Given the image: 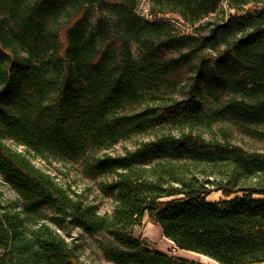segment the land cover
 <instances>
[{"label":"trees","instance_id":"obj_1","mask_svg":"<svg viewBox=\"0 0 264 264\" xmlns=\"http://www.w3.org/2000/svg\"><path fill=\"white\" fill-rule=\"evenodd\" d=\"M150 1V14L176 13L192 26L222 2L240 15L207 35L177 38L170 22L138 14L137 0H0V127L25 148L0 136V172L23 200L0 199V264H86L76 239L61 233L73 229L109 239L103 256L114 264H209L135 237L146 214L179 250L217 264H264V152L233 143L225 130L231 121L264 142V10L244 11L262 1ZM161 47L179 56L165 58ZM206 47L216 55L200 57ZM183 64L194 69L183 97L165 98ZM147 96L155 103L127 111ZM208 97L221 104L212 113ZM220 121L223 137L213 131ZM139 134L151 138L85 161L92 179L112 177L100 186L114 200L111 214L28 156L76 160ZM212 187L220 200H208Z\"/></svg>","mask_w":264,"mask_h":264},{"label":"rangeland","instance_id":"obj_2","mask_svg":"<svg viewBox=\"0 0 264 264\" xmlns=\"http://www.w3.org/2000/svg\"><path fill=\"white\" fill-rule=\"evenodd\" d=\"M261 1L262 2L258 3L253 2L251 5L245 7L244 11L254 12L264 10V0ZM152 9L153 6L150 0H137L136 12L138 14L144 16L149 21L170 22L174 26L173 34L177 38H181L185 35H207L213 27V24H215L216 22H226L231 18H235L240 15V13H238L236 10L231 9L226 2H222L216 12L210 14L199 23L192 26L186 23L176 13L168 12L152 15L150 14ZM99 15V11L94 10L91 15V22L95 23ZM223 50L224 47L221 45L219 52ZM132 51L135 58L138 59L140 57V52L138 50L137 44L134 43L132 45ZM182 52H187V49H183ZM205 54H212V56H215L216 52L214 51V49L206 47L205 50L199 52L200 57ZM161 55L165 58H172L178 57L179 52L174 49L161 47ZM195 63H198L197 59H195ZM193 70V66L187 64L181 65V67L169 77V83L164 87L161 94L165 98H182L184 95V91L181 86L183 87L185 82L191 77V75L193 74ZM158 96L159 94L154 97L158 98ZM230 97V92L224 94L223 97H221V104H224V102H226V100ZM218 102L219 101L215 100L214 98L208 97L207 100H205L204 104L205 111H207V113H212L213 111H215L216 107L218 105H221L218 104ZM154 103V98L152 96H147L146 100H144L140 105L128 107L127 111H133L135 109L139 111L145 105ZM227 123L228 127H226V129L224 128L225 125L222 124V121L214 124L213 131L214 133H216V135H218V137H223L221 129H225L227 131L229 130V132L232 131V134H230V139L233 143L241 145L250 152L256 150L264 152V142L241 133L239 126L235 123H232L231 121H228ZM0 136L3 138V141L13 149L18 151H25L24 146L5 134L1 127ZM149 138L151 137H149L148 135L139 134L136 136H132V138L130 139L122 140L118 144L111 146L108 149L96 150L89 148L84 156L76 160H67L58 157H49L48 160H44L39 156H35L33 153H30L28 156L37 167L52 175L59 185L63 186L66 189H71V191L81 193L86 201L95 203L98 206L99 212L101 214H111L115 206L114 200L110 195L104 194L100 186L105 181L110 182L112 180V177L108 175L99 177L97 179H92L87 175V172L85 170V161L88 158H96L104 155L105 153H110L113 155L123 154L126 148H133L138 141ZM221 198V192H214L208 198V200L215 201L220 200ZM0 199L6 206H11L13 204L21 205L23 203L22 198L8 181L7 176L1 172ZM44 211V217H51V211ZM61 233L63 236H66L68 240H71V238L76 239V242L80 245L79 253L86 264H114L106 260L103 256L102 244L106 246H108L109 244V239H106L103 234H85L80 229H73L71 231V235H68V232L66 231H61ZM134 235L135 237L144 240L148 247L157 249L168 255H173L176 258L187 259L193 262L217 264L211 259L205 258V256H202L200 254L177 249L173 242L168 241V239L163 236L161 228L150 221L147 214L144 216L141 225L134 228ZM1 255L2 252L0 251V257Z\"/></svg>","mask_w":264,"mask_h":264},{"label":"water","instance_id":"obj_3","mask_svg":"<svg viewBox=\"0 0 264 264\" xmlns=\"http://www.w3.org/2000/svg\"><path fill=\"white\" fill-rule=\"evenodd\" d=\"M211 192H215V189H214V187H212V188H211Z\"/></svg>","mask_w":264,"mask_h":264},{"label":"bare ground","instance_id":"obj_4","mask_svg":"<svg viewBox=\"0 0 264 264\" xmlns=\"http://www.w3.org/2000/svg\"><path fill=\"white\" fill-rule=\"evenodd\" d=\"M168 241H170V240H168ZM171 242V241H170Z\"/></svg>","mask_w":264,"mask_h":264},{"label":"crops","instance_id":"obj_5","mask_svg":"<svg viewBox=\"0 0 264 264\" xmlns=\"http://www.w3.org/2000/svg\"><path fill=\"white\" fill-rule=\"evenodd\" d=\"M205 258H207V257H205ZM209 259V258H208Z\"/></svg>","mask_w":264,"mask_h":264}]
</instances>
